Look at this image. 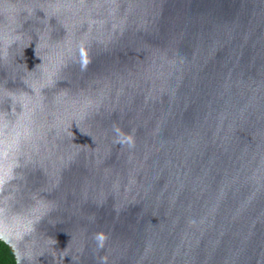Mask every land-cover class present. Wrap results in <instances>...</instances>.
<instances>
[{"label": "water", "instance_id": "1", "mask_svg": "<svg viewBox=\"0 0 264 264\" xmlns=\"http://www.w3.org/2000/svg\"><path fill=\"white\" fill-rule=\"evenodd\" d=\"M0 240L264 264V0H0Z\"/></svg>", "mask_w": 264, "mask_h": 264}, {"label": "trees", "instance_id": "2", "mask_svg": "<svg viewBox=\"0 0 264 264\" xmlns=\"http://www.w3.org/2000/svg\"><path fill=\"white\" fill-rule=\"evenodd\" d=\"M0 264H16L10 248L0 240Z\"/></svg>", "mask_w": 264, "mask_h": 264}]
</instances>
